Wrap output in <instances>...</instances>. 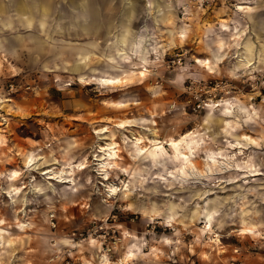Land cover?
<instances>
[{
	"label": "rangeland",
	"instance_id": "374dc122",
	"mask_svg": "<svg viewBox=\"0 0 264 264\" xmlns=\"http://www.w3.org/2000/svg\"><path fill=\"white\" fill-rule=\"evenodd\" d=\"M67 1L51 0V15L58 5L71 12ZM147 1L139 0L134 27H147V46L157 42L164 52L159 59L151 52V71L133 84H85L79 79L83 65L74 70L81 60L69 69L80 57L79 46L97 43L101 52L114 51L102 27L77 36L54 32L41 48L26 39L16 52L6 53L7 60L0 52V264H264V82L260 93L248 84L253 72L231 71L237 46L221 27L236 19V4L243 3L242 12L259 5V12L264 0H165L176 3L169 10L175 16L159 23L147 13ZM99 2L102 16L116 20L122 0ZM12 13L0 9V16ZM68 24L73 33L74 25ZM3 30V37L16 34ZM33 31L42 37L38 28ZM246 40L251 41L250 34ZM221 41L230 44L228 56L215 71L195 61L209 58ZM97 50L89 65L113 63L116 74L133 67L139 71L144 64L120 57L110 62ZM180 54L182 64L171 61ZM255 71L264 72V64ZM84 72L92 71L86 67ZM193 76L234 77L243 87L237 97L258 111L247 109L251 117L243 113L237 119L217 110L205 125L207 108H195L186 91ZM106 127L102 138L96 131ZM148 128L157 129L160 139L198 128L195 169L182 172L169 145L157 157L136 154L134 137L152 135ZM242 133L257 143L245 142ZM115 141L121 158L106 180L94 159L105 157L100 145ZM31 154L42 156L39 170L27 171L25 158ZM208 155L219 163L209 168ZM84 160L89 166L76 169L75 185L41 174L46 167ZM14 170L22 172L16 182L10 180ZM18 186L22 192L12 201L8 191Z\"/></svg>",
	"mask_w": 264,
	"mask_h": 264
},
{
	"label": "crops",
	"instance_id": "0c3cea01",
	"mask_svg": "<svg viewBox=\"0 0 264 264\" xmlns=\"http://www.w3.org/2000/svg\"><path fill=\"white\" fill-rule=\"evenodd\" d=\"M50 1L51 0H0V9H3V11L5 9L14 10V13H12L10 16H0V52L3 53V59L6 58L5 60H7L8 58L6 56V53L16 52L17 44L25 41L26 39H30L35 43V46L41 48L43 46V42L52 37L54 32H65L67 34H74L77 36L81 33H97L98 30L101 29V27L105 30V34L107 36L106 40H109L107 47H109L110 50L111 48H114V51L101 52V50H97L99 47L97 43H93L92 45L90 44L79 46L78 52L80 53V57L77 61H74L70 64V66H68L69 69L72 67V65H75L77 62L83 60L88 56L90 60L82 66V72H80V74L87 75L88 77L96 75L116 74L114 68H112L115 67V64L113 63H110L111 65H105L101 67L97 63L99 62V60H97L96 66L89 65L93 57L92 55L96 53V50L100 51L101 54L99 55L104 56L110 62H115L117 57L124 59L121 55L122 51L125 53L123 54V56H126V59H146L147 61L143 60V62L148 66L151 64L150 62H148V60H152V51L156 52L159 56H161V54L164 52L162 51L163 49L160 50L161 48L159 47L162 46L160 44H157V42L151 47L147 46L146 41L151 37L150 31L147 27H145V30L134 27V19L139 15V0H122L123 7L116 20L109 16L106 18L102 16L100 7L101 5L99 2L100 0H68L67 5L71 9V12L68 13L65 6L60 7L58 5L59 8L57 12L54 13V15H51V9L49 6ZM105 1L106 0H103V2ZM146 4L148 5L147 13L151 14L155 23H159L161 21L166 22L167 20L169 21L171 17L170 14L173 13L169 10L176 9V7H171L170 5H168L165 0H150L147 1ZM262 5L264 8L263 3ZM258 6L259 5H253L250 11L247 10L248 12H241L242 14L238 13L234 21L231 20L230 22H228L229 28L225 29V31L230 34V39L237 46V50L235 51L236 55H234L237 60L233 63V67L231 68V71L233 73H237L241 68L249 71H252L256 68L260 69V65L262 63L264 64V62L258 61L259 56L264 57V11L256 12L258 10ZM260 9H262V7ZM173 14L175 16V13ZM69 16L71 17L72 22L68 20ZM245 18L248 19V23L246 20V22H244ZM68 22L74 25L73 33L70 31L71 24H68ZM21 25L25 27L27 31H19V27H21ZM221 25H227V22L222 23ZM37 28L39 31L38 33L43 34L42 37L40 36V34H37L35 31H33ZM250 28L251 32H253L254 35L250 33ZM3 29H13L15 30L16 34L11 35V37H3V35H1L5 32ZM179 30L180 28L176 30L178 34L180 36L184 35L183 33H179ZM167 31L170 34L175 33V30L171 28H168ZM248 34L251 35V41L246 42ZM256 41H258L259 43H257ZM224 42L226 44L227 40H225ZM224 42L221 41L217 50H214L213 53L211 52V54L208 55L210 56L209 60H211V71H215L217 69L218 63L222 62L224 58L228 56L226 47L230 44L224 46ZM250 49L252 53L250 52ZM241 53L245 54L250 62L252 60H256L255 65L248 67L246 65L240 64V57L237 56ZM202 58L208 57L205 56ZM86 67H89L92 72H84V69ZM137 68L139 67H133V69ZM143 77H146V73L141 77H138L137 75V79H141ZM94 82L95 81H93V83ZM241 107H245L246 110H249L250 108L246 103L242 101ZM253 109L258 111L254 105ZM209 112L207 110L206 119H208ZM151 121L155 120H153V118H150V122ZM206 124H208V122L205 123V125Z\"/></svg>",
	"mask_w": 264,
	"mask_h": 264
},
{
	"label": "bare ground",
	"instance_id": "6f19581e",
	"mask_svg": "<svg viewBox=\"0 0 264 264\" xmlns=\"http://www.w3.org/2000/svg\"><path fill=\"white\" fill-rule=\"evenodd\" d=\"M168 3L170 4V6H174L176 4V3H171L169 1H168ZM241 4H243V3L236 4V6H237L236 10H238L236 12H238V13L242 12V10L240 9ZM175 7L177 8V5H175ZM222 23H226V22H222ZM221 27L223 30L228 29L229 28L228 22H227V25H221ZM182 36H184V35H182ZM250 52L252 53L251 49H250ZM121 54L125 60L124 62H129V60L125 58L126 56H123V54H125V53L121 51ZM235 55H236V53H235ZM217 56H216V58H217ZM237 57H240L239 58L240 64L246 65L248 67L255 65L256 60H252L250 62L248 57L243 53H241ZM156 58L159 59L160 56L156 55ZM204 59H205V62H204ZM89 60H90V58L88 56L85 57L83 60L80 61V63L76 64V68H74V70L80 71L81 66L84 65ZM143 60L145 61L146 59H143ZM199 60H201V63L204 67L210 69V71H211L212 66H211V60H209V58L198 59L195 57V61L197 63L200 62ZM153 61L154 60H152V62ZM258 61L264 62V57L259 56ZM152 62H151V64H152ZM144 64H146V63H144ZM144 64H141L140 68H142V69H140L139 71L137 69H131L130 68V69L120 70L121 71L120 73L112 74V75H96V76H90V77L82 75L79 77V79H80V81H82L85 84H90L91 81H95L99 84V86H104V87L127 86L128 84L134 83V80H135V78H137V75H138V77H141V76H144L145 73H146V75L149 74V72L152 69L150 67L151 64L149 66L147 64L146 65H144ZM241 101L242 100H240L237 96L236 97H227L224 101L221 102L220 106L207 108L208 112L211 110L208 113V118L211 115H213L215 113V111L219 110V112H221L222 115H224L226 118L232 117V118L239 119V117L244 113L247 116V118L249 119L251 117V114L248 113V111L245 109V107L244 108L241 107ZM120 105H125V103H120ZM253 105H251L252 108L249 106L250 107L249 109H251V111L255 110V109H253ZM220 120L222 121L224 119H220ZM207 122H209V119L205 120V123H207ZM150 125L155 126L156 122L151 121ZM224 125L230 126V121H224ZM123 126L125 127V126H130V125L125 124ZM197 129L198 128H196L194 130L186 131V132L182 133L179 137H176V138L175 137H169V138L160 139L155 134V131H157V129L148 128L147 130L152 135H139V136L134 137L133 142L135 143V146L137 148L136 151H138L136 154H138V155L142 154V155L147 156L150 153H152L153 156L157 157L158 152L161 149L165 148V145H169L173 149V154H172L173 158L179 162V169L182 170V172L189 173L191 171V169H193V168L195 169V163L192 159V153L195 151V149L198 145V144L197 145L195 144L196 143L195 138L200 135L197 132ZM108 131L109 130L106 127V128H101L100 130H97L96 133L99 135H104V137H102V138H106L107 136H105V133H107ZM239 137L247 143H257V141L252 136H250L248 134H242ZM241 144H242L241 142H237L236 143V145H238L237 148H242ZM119 147H120V144L116 141L113 143H106L105 145H100V151L99 152H102L105 157H100L98 154V155H96V158L94 159V160L98 161L97 162L98 168H99L98 170L101 171V173L104 175V179H106V180H108L110 178L109 177V169L113 168L114 166H117L118 159L121 158L119 155V151H120ZM213 156L208 155V159H207L208 167L210 166V164L216 165L219 163V161L216 160ZM41 158H42V156L39 157V156H34L32 154L26 156L25 167H27V171L36 170V169L39 170L40 168H42V166H40L42 164L40 162ZM88 166H89L88 160L87 161L84 160V161L79 162L76 165L64 166L60 169H58V167H55V166L46 167L43 169L45 171L42 172L41 174H46L47 175L46 178H49V179L51 178V179H56L59 181L69 182L71 185H75L76 184L75 178L72 176H73L74 172L76 171V169L82 170ZM21 174H22V172H20L18 170H14L10 176V180L13 182H16L21 177L20 176ZM109 191L112 192V194H117V192H118L117 187H115L114 185H109ZM8 192L12 198V201H15L13 199V197H14V195H18L22 192V187H19V186L13 187ZM209 220L211 221L210 218H209ZM2 223H4V222H2ZM21 226H24V225L22 224ZM0 230L3 231L2 229H0ZM0 237H2L1 234H0ZM101 255L103 256V254H101ZM127 255L128 256L134 255V253H130V254L128 253ZM103 257H104L105 262L108 263L109 261H108L107 256L104 254Z\"/></svg>",
	"mask_w": 264,
	"mask_h": 264
},
{
	"label": "built area",
	"instance_id": "2783aa9c",
	"mask_svg": "<svg viewBox=\"0 0 264 264\" xmlns=\"http://www.w3.org/2000/svg\"><path fill=\"white\" fill-rule=\"evenodd\" d=\"M183 55L171 59L172 62H180L182 64ZM252 71L254 74L250 75L251 79L248 81L251 89H257L262 92L264 82V72ZM244 81L246 79H243ZM13 85V84H12ZM186 91L189 95V101L194 103L195 108L203 109L209 107H218L221 102L227 97H236L243 91V87L235 82L234 77H189L186 84ZM264 97V94H263Z\"/></svg>",
	"mask_w": 264,
	"mask_h": 264
},
{
	"label": "clouds",
	"instance_id": "9594fccd",
	"mask_svg": "<svg viewBox=\"0 0 264 264\" xmlns=\"http://www.w3.org/2000/svg\"><path fill=\"white\" fill-rule=\"evenodd\" d=\"M90 182V181H89ZM73 191H75V189H73Z\"/></svg>",
	"mask_w": 264,
	"mask_h": 264
}]
</instances>
